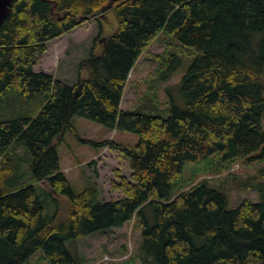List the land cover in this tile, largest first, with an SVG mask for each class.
I'll use <instances>...</instances> for the list:
<instances>
[{
  "label": "trees",
  "instance_id": "16d2710c",
  "mask_svg": "<svg viewBox=\"0 0 264 264\" xmlns=\"http://www.w3.org/2000/svg\"><path fill=\"white\" fill-rule=\"evenodd\" d=\"M108 11L118 27L74 84L35 69L50 41ZM163 29L195 54L180 84L186 105L168 117L122 109L131 70ZM174 56L162 57L164 80ZM75 116L140 135L133 148L80 138L129 158L130 179L115 185L124 198L100 201L90 179L75 192L58 152ZM241 158L264 162V0H14L0 28V264H30L39 250L51 264H85L73 240L135 217L142 264H264V166L244 182L261 200L234 209L208 180L174 191L187 164Z\"/></svg>",
  "mask_w": 264,
  "mask_h": 264
},
{
  "label": "rangeland",
  "instance_id": "374dc122",
  "mask_svg": "<svg viewBox=\"0 0 264 264\" xmlns=\"http://www.w3.org/2000/svg\"><path fill=\"white\" fill-rule=\"evenodd\" d=\"M102 13L104 14L96 19L92 18L69 33L50 41L48 50L40 57L35 69L74 84L78 80L81 61L88 57L93 46L97 45L100 51L105 36L118 27L114 11ZM171 51L175 56L165 64H168L167 69L170 67L173 74L164 80L160 76V70L166 66L162 65V57L167 56ZM194 56V53L182 48L181 43L165 29L161 30L131 70L121 108L137 110L143 105L145 108L143 111L147 113L168 117L172 104L184 107L186 99L181 93L180 84ZM73 124L76 132L67 131L58 145V152L61 168L71 180L75 192L83 191L89 185L90 179L99 187L100 201L124 198V192L115 185L120 182L119 175L130 179L132 170L129 158L110 145L96 146L85 143L80 138L97 142L112 140L133 148L140 139V135L118 128H107L81 116H75ZM213 161L215 159L210 158L203 163L208 164ZM213 165L204 171L203 168L198 169L197 164H187L183 178L174 191L192 182L196 184L202 180H208L211 184L218 188L221 186L226 191L230 209L236 208L244 199H251L255 202L261 200L259 193L250 190L244 182L248 177L258 175L264 162L247 163L241 158L229 162L219 170L216 164ZM46 208L48 214L54 213L53 204ZM144 216L146 219L152 217L150 207ZM143 221V217L141 220L135 217L122 227L98 231L73 240L69 248L78 262H80L78 257H82L83 253L85 264H142L140 246L143 241ZM152 260L149 264H154L153 257ZM30 264L51 263L45 258L44 251L39 250L30 260Z\"/></svg>",
  "mask_w": 264,
  "mask_h": 264
},
{
  "label": "water",
  "instance_id": "95a60500",
  "mask_svg": "<svg viewBox=\"0 0 264 264\" xmlns=\"http://www.w3.org/2000/svg\"><path fill=\"white\" fill-rule=\"evenodd\" d=\"M13 2L14 0H0V28L4 20L10 14Z\"/></svg>",
  "mask_w": 264,
  "mask_h": 264
}]
</instances>
